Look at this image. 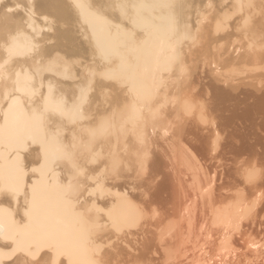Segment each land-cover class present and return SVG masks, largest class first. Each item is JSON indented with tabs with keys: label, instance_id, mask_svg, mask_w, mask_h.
<instances>
[{
	"label": "bare ground",
	"instance_id": "bare-ground-1",
	"mask_svg": "<svg viewBox=\"0 0 264 264\" xmlns=\"http://www.w3.org/2000/svg\"><path fill=\"white\" fill-rule=\"evenodd\" d=\"M236 33L244 53L220 49ZM263 48L264 0H0V264H151L158 233L143 242L139 222L169 199L166 158L218 224L238 221L264 188V73L250 61ZM243 59L251 80L228 75ZM242 147L260 161L251 175L221 162ZM238 176L246 194L222 191Z\"/></svg>",
	"mask_w": 264,
	"mask_h": 264
},
{
	"label": "rangeland",
	"instance_id": "rangeland-1",
	"mask_svg": "<svg viewBox=\"0 0 264 264\" xmlns=\"http://www.w3.org/2000/svg\"><path fill=\"white\" fill-rule=\"evenodd\" d=\"M229 29V28H228ZM229 30H231V29H229ZM238 34L241 36V34L240 33H236L235 35H236V37L233 35V37L231 38V39H233V40H231L230 38L229 39H226V41L224 42V41H222V45H221V43H218V45L220 44V46H223V47H220V49H225V46L227 45V47L226 48H232V50H235V48L238 46V48L239 49H237V51L236 52H239L240 51V54L243 52V50L245 51V47L243 46V44L244 43H246V41H247V39L244 37V35H243V38L244 39H241L240 38V36H239V38L237 37L238 36ZM235 37V38H234ZM242 37V36H241ZM239 39V40H238ZM246 39V40H245ZM241 41V42H238V41ZM244 41V42H243ZM229 42V43H228ZM232 43V44H231ZM234 43V44H233ZM225 44V45H224ZM231 46H230V45ZM238 44V45H237ZM240 44L242 45V47L244 48V49H240ZM196 47H199V45H197V46H195V48ZM235 47V48H234ZM231 50V51H232ZM263 50V52H259L260 53V56H262V54L264 53V48L262 49ZM261 50V51H262ZM244 53V52H243ZM236 54V53H235ZM234 54V55H235ZM259 56V55H258ZM263 56H264V54H263ZM253 57V56H252ZM251 57V58H252ZM212 59V60H210V59ZM209 58H207V60L209 59L210 61H213V58L210 56ZM251 58H250V61H253L254 63H256V64H258L259 66H258V68L260 69L261 68V70H262V73H264V59H263V57H262V59L260 60V57H256V61H255V59L253 60H251ZM257 58L260 60L259 62L257 61ZM244 60H246V59H243L242 61H240V62H238L237 64L238 65H235L234 67H232V68H227V69H231V72H229V71H227V69H226V71L228 72V75H229V73H231L230 75H232L233 74V76H236V78L237 77H240V76H244L243 78H246V75H248V74H251L253 71H254V73L256 72V74H259V69H257L258 71H255L256 70V68H254L255 66H257L256 64H255V66H253L254 64H252V62L251 63H248V64H243V63H245V61ZM249 59H247V61H248ZM247 61H246V63H247ZM209 62V61H208ZM249 62V61H248ZM258 62V63H257ZM260 62H262L263 64V66L261 65V64H259ZM239 63H241V64H239ZM213 64V63H212ZM252 65V66H251ZM212 66V65H211ZM238 69V70H237ZM244 69V72H242V73H240L242 70ZM251 69H253V71L251 70ZM255 69V70H254ZM234 70V71H233ZM250 70L251 71V73L250 72H248V71ZM223 71V70H222ZM225 70L223 71V72H226ZM232 71H233V73H232ZM238 71V72H237ZM226 72V73H227ZM247 72V73H246ZM240 73V74H239ZM246 74V75H244V74ZM251 74V76H248V79H252V78H249V77H252V75H255V74ZM260 74H261V71H260ZM239 75V76H238ZM259 76V75H258ZM257 76V78L256 79H258L257 81H254V82H257V84H259V86L261 85V83L262 84H264V80H263V78L262 79H260L259 77ZM242 78V77H241ZM255 78H254V80H255ZM180 79H181V77H180ZM256 84V83H255ZM250 115H252V114H250ZM252 117H255V115H252ZM240 122V121H239ZM255 124H256V122H254ZM253 127V128H252ZM252 127H250V128H248V129H251V130H253L254 132L255 131H258L257 130V128L256 127H258L257 126V124H256V126L255 125H252ZM256 128V129H255ZM244 129V128H243ZM242 130V129H241ZM247 134H249L250 136H251V134L253 135V134H255L253 131H250V133L247 131V129L245 130H243V137H245L244 139H246V140H248L247 139V137L245 136L246 135V133ZM235 132V131H234ZM240 132V131H239ZM252 132V133H251ZM245 133V134H244ZM260 132L258 131L257 132V134H255L258 138H261V137H259V136H261L260 134H259ZM234 134H236V132L234 133ZM255 135H253V137H255V140L256 139H258V138H256V136ZM252 137V136H251ZM249 138V137H248ZM263 138V137H262ZM251 140H252V138L250 139L249 138V140H248V142L249 143H251ZM261 140V139H260ZM260 140H259V142H260ZM262 141V140H261ZM256 142V141H255ZM252 143H254V139H253V142ZM240 149H242L241 151H240ZM238 148V151H240L239 153L238 152H236L237 151V148H235V150H234V153L238 156V154L240 155L241 154V156H238V158H237V156L233 153V154H227V156L229 155H234L235 156V160L234 159H232L231 160V158L232 157H228L229 159H227V158H224V157H227V156H222L223 157V159L221 158V162H225L226 160H228L227 161V163H225V164H238V165H241V171L242 170H244V169H247L248 171H249V169H251V166H255V164H257V163H259L260 164V161H257L258 160V156H255V155H257V154H254V152H252V151H254V150H252L251 148V150L248 148H245L244 149V147H242V148ZM247 150H249V152L247 151ZM162 151V150H161ZM233 151V150H232ZM250 151L252 152V153H250ZM163 152V151H162ZM250 154L249 156H248V153ZM238 153V154H237ZM244 153H247L246 155H247V157L245 156V154ZM251 154H254V155H251ZM243 155V156H242ZM233 156V157H234ZM252 156V158H250ZM253 156H254V159H253ZM248 157L250 158V159H252L253 160V162H254V160L255 161H257V162H255L254 164H253V162H252V160H249L248 159ZM263 157V156H262ZM255 158H257V159H255ZM246 159H247V161H246ZM162 160V162H161V165H162V169H161V171L163 170V172H161V173H163V175H164V177H163V175L162 174H160V176H159V180L161 181V180H163V185L165 184V186H167V184H168V186H167V189L169 190V188H170V194H169V191H167V190H164V187H163V190L164 191H166V192H168V197L167 196H165L166 198H171V200H169V199H166V200H164V202L163 201H160V200H158L157 202L159 203V201H160V203L158 204L157 203V205L155 204V206H156V208H155V206L154 205H151L147 210H146V212H147V215L146 214H144L145 215V218L143 219V216H142V221L141 222H139V227H140V223L141 224H143L144 223V225H142V227H150L151 228V230H150V232H146V235L144 236V238L146 237V238H148V236H151L150 238L152 239V238H154V237H152V235H156L157 233V239H156V241H155V238L154 239H152V240H150L149 238L148 239H143V238H141L142 236H140V238L139 237H137L136 238V235L132 238L131 236V240L134 242V241H136V242H138V240H140V241H143V242H145L146 240H150V243H149V241L147 242V244L148 245H146L147 247L149 246V247H151L150 245L153 243V241L155 242L154 244H152V247H151V249H147V251H146V253L147 252H149V255H148V253L145 255L146 257H150V254H151V257H155L152 261H151V264H222L223 262V264H237V262L239 263V261H240V263L239 264H264V203H263V205H262V202H264V196H262V195H264V188H263V194H260V197H261V200H259L258 199V196L257 197H254V196H252L249 200H251L252 199V201L254 200V201H256L257 202V204H254V203H256V202H254V203H252V204H250L251 206L252 205H254V209L251 207L250 209H248L247 211H242V214H240V215H238L237 217H236V219H239L238 221H233L232 219H229V220H226V221H222L221 223H217V221H215V218H214V214H212L213 212H211L212 210H210L209 208H207L206 209V207L205 208H203V206H202V203L200 202L201 201V199H199V197H197V195H194L193 194V192H192V186L189 184V180L187 181V174H185V172H184V169L182 168V170H183V172H182V170L180 169L181 168V166H176L175 164V162H173L172 163V161H171V163L172 164H174V165H172V164H170L169 163V159L168 158H166V160L168 161H166L165 159H164V161H163V159H161ZM224 160V161H223ZM234 160V163L232 162ZM259 160H261L260 158H259ZM262 160H263V158H262ZM261 160V161H262ZM213 161V160H212ZM211 161V162H212ZM229 161H230V163H229ZM237 161V162H236ZM236 162V163H235ZM264 162V161H263ZM163 163V164H162ZM246 163V164H245ZM262 163V162H261ZM167 164V165H166ZM169 164L170 165H172V166H169ZM253 164V165H252ZM264 163H262L261 165V167H259L260 169L262 168V172H261V170H260V173H261V175H263V177H264V165H263ZM243 165H245L244 167V169H243ZM247 165V166H246ZM165 166V167H164ZM174 166H176V168H174ZM253 166V167H254ZM179 167V168H178ZM163 168H165V170L163 169ZM171 168V169H170ZM173 168V169H172ZM168 169H170L169 171H168ZM176 169V170H175ZM178 169V170H177ZM172 170V171H171ZM179 170H181V172L179 171ZM246 170V171H247ZM172 172V175H171V172ZM177 171V172H176ZM179 171V172H178ZM165 172V173H164ZM169 172V173H168ZM183 173H184V176H183ZM240 173H242V172H240ZM170 174V175H169ZM174 174V175H173ZM166 175H168V178H167V176ZM237 175V173L235 174V176ZM170 176V177H169ZM163 177V178H162ZM180 177H181V179H180ZM183 177V178H182ZM171 178V179H170ZM189 178V177H188ZM243 178L244 177H242V176H238L235 180L234 179H230L229 181H226L225 183H223L222 184V191L224 190V188L226 187V189H230V188H232L229 192H228V194H230L231 196H232V193H233V196H235L236 194H238V195H240V194H246L247 192H246V189H245V187L244 186H246L247 187V185H249L250 184V182H248V181H246L245 179L243 180ZM157 179H158V177H157ZM170 180V182H169V180ZM176 179V180H175ZM216 181H215V180ZM213 179V181H212V183L213 184H210V185H214L213 187L214 188H218V184H219V181L217 180V177H215ZM241 179V180H240ZM165 180V181H164ZM203 179H201L200 181V183L202 184H204V182H205V180H203ZM183 181V182H182ZM248 182V184L246 185L244 182ZM172 182V183H171ZM177 182V183H176ZM239 182V183H238ZM240 182H242V184L240 183ZM173 183H174V185H173ZM176 183V184H175ZM181 183V184H180ZM182 183H183V185H182ZM218 183V184H217ZM170 184V185H169ZM180 184V185H179ZM202 184V185H203ZM232 184H233V186H232ZM171 185H173V186H171ZM185 185H187V188L185 187ZM226 185V186H225ZM176 188H175V187ZM180 188H179V187ZM184 186V187H183ZM189 186V187H188ZM191 186V187H190ZM208 186H209V184H208ZM236 186V187H235ZM264 186V184L262 185V187ZM169 187V188H168ZM235 187V188H234ZM172 188V189H171ZM174 188V189H173ZM179 188V189H178ZM219 188H220V186H219ZM244 188V189H243ZM177 189V190H176ZM176 190V191H175ZM184 190H186V192H190V195L191 196H188L189 198H188V200H187V195L188 194H186V192L184 191ZM188 190H190V191H188ZM161 191V190H160ZM173 191V192H172ZM178 191H180V192H178ZM185 193H184V192ZM248 191V190H247ZM159 192V191H158ZM165 192V193H166ZM183 192V193H182ZM165 193H163V195L165 194ZM173 193V194H172ZM179 193H180V195H179ZM151 194L152 193H150L149 192V194H148V198L150 199V198H153V196H151ZM159 194V196H160V194L162 195V192L160 193H158ZM176 194V195H175ZM198 194V196H199V193H197ZM162 195V196H163ZM176 198V196L177 195H179V196H181L180 197V200H179V197L177 196V199H175V198H173V200L175 201H173L172 200V197L173 196ZM194 195V196H193ZM151 196V197H150ZM172 196V197H171ZM185 196V197H184ZM196 196V197H195ZM232 196V197H233ZM164 197V198H165ZM195 197V198H194ZM160 197H158V199H159ZM164 198H162V199H164ZM187 200V201H185V199ZM193 198V199H192ZM255 198H257V200L255 199ZM263 198V199H262ZM183 199H184V201H183ZM190 199V200H189ZM192 199V200H191ZM195 199H197L196 200V202H199V208H200V210L201 211H198L197 212V210H199V208L197 207V206H195V204H197L196 202H195ZM151 200V199H150ZM167 200H169V201H171V202H167ZM166 201V202H165ZM179 203H178V202ZM188 201H189V203L191 204V206H190V204L188 203ZM191 201H192V203H191ZM227 201H228V199H227ZM251 201V202H252ZM151 202V201H150ZM174 202V204L176 203V207L178 208V209H176V207H174V206H172V208H171V205H169V206H167L168 205V203L169 204H171V203H173ZM186 205V206H184L185 207V209H182L183 207H182V205H183V203ZM261 202V203H260ZM165 203V204H164ZM166 203H167V205H166ZM186 203H188V204H186ZM194 203V204H193ZM179 204V205H178ZM201 204V205H200ZM192 205H193V207H192ZM258 205V206H257ZM260 205V206H259ZM154 206V209L152 208ZM261 206H263V207H261ZM161 207V208H160ZM172 209H170V208ZM173 207H174V210H173ZM190 207H192V208H196L197 207V210H195V208L194 209H192V208H190ZM256 207V208H255ZM257 207H258V209H257ZM153 210H152V209ZM188 208V209H187ZM151 209V210H150ZM166 209V210H165ZM192 209V210H191ZM254 211H253V210ZM170 210V211H169ZM204 210V211H203ZM205 210H207V211H205ZM262 210V211H261ZM163 211V212H162ZM166 211H167V213H166ZM188 211V212H187ZM248 211H250V215H249V213H247ZM145 212V213H146ZM241 212V211H240ZM244 212V213H243ZM193 213V214H192ZM245 213L247 214V215H249V217L247 216V218H245L246 216H245ZM156 214V215H155ZM163 214V215H162ZM166 214H168V215H166ZM171 214H172V216H171ZM193 215V216H191V215ZM153 215V216H152ZM155 215V216H154ZM255 215V216H254ZM152 216V217H151ZM158 216V217H157ZM167 216V217H166ZM153 217L154 218H156V219H153ZM159 217H162V218H159ZM170 217V218H169ZM181 217H183V218H181ZM159 218V219H158ZM164 218H166L167 219V221L164 219ZM169 218V219H168ZM165 220L164 222H162V220ZM192 219V220H191ZM140 220H141V218H140ZM153 220H155V222L153 221ZM158 220V222H159V220H160V222H162V224L160 223H158V222H156ZM174 220V221H173ZM242 220V221H241ZM195 223H194V222ZM245 221H247V223L245 222ZM250 221V222H249ZM154 222V223H153ZM191 222V223H190ZM253 222H254V224H253ZM146 223V224H145ZM148 223H152L151 225H149ZM158 224V229H156L155 231H156V233H155V231H154V234H152L151 233V231H153V229H155L156 227H154V226H157V224ZM244 223H245V225H244ZM251 223V224H250ZM153 224H155V225H153ZM170 224V225H169ZM191 224V225H190ZM240 224V225H239ZM243 224V225H242ZM146 225V226H145ZM153 225V226H152ZM162 225V226H161ZM168 225V226H167ZM173 225V226H172ZM237 225V226H236ZM250 225V226H249ZM138 226V225H137ZM136 226V227H137ZM152 226V227H151ZM177 226V227H176ZM147 227V228H148ZM162 227V228H161ZM164 227H165V229H164ZM168 227V228H167ZM252 229H251V228ZM256 227H258V228H256ZM135 228V227H134ZM149 228V229H150ZM153 228V229H152ZM167 228V229H166ZM249 230H248V229ZM134 230V229H133ZM158 231V232H157ZM242 231V232H241ZM162 232V233H161ZM149 233L151 234V235H149ZM161 233V234H160ZM241 233V234H240ZM177 234V235H176ZM236 234V235H235ZM240 236H239V235ZM243 234V235H242ZM148 235V236H147ZM241 235H242V237L244 238V240L247 242L248 241V243H246L245 241H243L242 239V237H241ZM129 237V238H130ZM232 237V238H231ZM135 238L137 239V240H135ZM164 238V239H163ZM167 238V239H166ZM240 238V239H239ZM143 239V240H142ZM166 239V240H165ZM172 239V240H171ZM250 239V240H249ZM171 240V241H170ZM236 240H238V241H236ZM241 240V241H240ZM138 242V244H136V242H135V244L132 246L131 245V243H130V246H132V247H134L135 249L137 248V247H139L138 245L140 244V243H142L141 245H143V242ZM159 241V242H158ZM163 242H165V243H163ZM233 242V243H232ZM240 242V243H239ZM242 242H245L246 243V245L247 244H249L246 248L244 247V246H246L244 243H242ZM146 243V242H145ZM161 243V244H160ZM170 243V244H169ZM174 243V244H173ZM234 243H235V246H234ZM168 244V245H167ZM228 244V245H227ZM232 244V245H231ZM240 244H242V246H238V245H240ZM244 244V245H243ZM250 244H255L254 246L253 245H251L250 246ZM159 245V246H158ZM256 245H258L257 246V248H256ZM261 245V246H260ZM135 246H137V247H135ZM144 246H145V244H144ZM141 247V246H140ZM157 247V248H156ZM164 247H166V249L164 248ZM133 248V249H134ZM169 248V249H168ZM247 248L249 249L250 248V250L251 249H257V251H258V248H260L259 249V251L260 250H262L261 252H259L258 253V256H257V253H250V252H248L247 251ZM262 248V249H261ZM137 249H139V248H137ZM142 249L145 251V249L142 247ZM154 249H157L156 251L154 250ZM165 250H167V251H165ZM137 251V250H136ZM144 251H142L143 253H145ZM161 251V252H160ZM164 251H165V253H164ZM170 251V252H169ZM243 251V252H242ZM245 251V252H244ZM159 254H158V253ZM171 252H172V254H171ZM253 252V251H252ZM168 253V254H167ZM179 253V254H178ZM234 253V254H233ZM237 253V254H236ZM243 253V254H242ZM245 253V254H244ZM249 253H250V256H249ZM259 254H260V256H259ZM163 255V256H162ZM198 255V256H197ZM232 255V256H231ZM237 255H238V257H237ZM244 255L246 256V255H248L247 257H245L246 259H244ZM166 256L168 257V256H170V259H166ZM251 256H253V257H251ZM254 256H255V258H254ZM148 257V258H149ZM150 257V258H151ZM157 257H159V258H157ZM257 257V258H256ZM149 258V259H150ZM193 258V259H192ZM209 258V259H208ZM237 258V259H236ZM253 258V259H252ZM205 259H207V260H209L208 262L205 260ZM223 259V260H222ZM225 259V260H224ZM244 259V260H243ZM164 260L166 261V262H164ZM167 260H168V262H167ZM238 260V261H237ZM242 260V261H241ZM196 261H197V263H196ZM205 261V262H204ZM233 261V262H232ZM237 261V262H236ZM254 261V262H253ZM170 262V263H169ZM215 262V263H214ZM235 262V263H234ZM130 264L131 263H133V261H131V262H129ZM134 264H135V261H134Z\"/></svg>",
	"mask_w": 264,
	"mask_h": 264
},
{
	"label": "snow or ice",
	"instance_id": "snow-or-ice-1",
	"mask_svg": "<svg viewBox=\"0 0 264 264\" xmlns=\"http://www.w3.org/2000/svg\"><path fill=\"white\" fill-rule=\"evenodd\" d=\"M0 67H2V66H0ZM15 83H16V90H19L21 87H27V82L21 80V78H20V74H17V80H16ZM53 110H56V109H53ZM92 134L95 135V132H93ZM67 157H68L69 159H72V153L69 152V153L67 154ZM251 174H252V170L249 169V175H251Z\"/></svg>",
	"mask_w": 264,
	"mask_h": 264
}]
</instances>
